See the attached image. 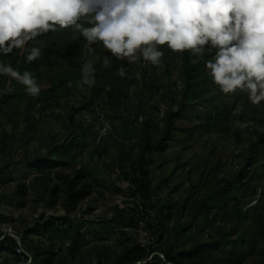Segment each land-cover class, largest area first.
<instances>
[{"label": "rangeland", "instance_id": "1", "mask_svg": "<svg viewBox=\"0 0 264 264\" xmlns=\"http://www.w3.org/2000/svg\"><path fill=\"white\" fill-rule=\"evenodd\" d=\"M32 46V63L0 55L41 86L33 98L0 76V240L25 255L2 247L0 264H116L136 244L156 251L134 264H264V101L222 93L204 67L211 53L162 45L161 65L128 64L102 43L89 54L71 27ZM89 59L95 84L81 90ZM140 165L149 199L131 187Z\"/></svg>", "mask_w": 264, "mask_h": 264}, {"label": "clouds", "instance_id": "2", "mask_svg": "<svg viewBox=\"0 0 264 264\" xmlns=\"http://www.w3.org/2000/svg\"><path fill=\"white\" fill-rule=\"evenodd\" d=\"M69 27L86 42L89 54L102 43L128 64L161 65L162 45L199 59L211 53L204 67L222 93L239 91L253 105L264 101V0H0V55L19 50L32 63L42 55L41 47H29L33 40ZM110 65L105 56L102 67ZM95 71L93 60H86L77 87L93 86ZM117 75L123 77L125 69ZM0 76L15 80L33 98L41 93L31 71L0 61Z\"/></svg>", "mask_w": 264, "mask_h": 264}, {"label": "trees", "instance_id": "3", "mask_svg": "<svg viewBox=\"0 0 264 264\" xmlns=\"http://www.w3.org/2000/svg\"><path fill=\"white\" fill-rule=\"evenodd\" d=\"M196 73V67L187 63L186 64V72L185 75L188 79L192 76L194 77ZM148 146V144L146 143ZM146 146V147H147ZM132 169L133 177L131 180V187L134 189V195L140 193L143 195L144 199H149V192H150V184L149 180L147 179L146 171L144 170L143 166L140 165L139 168ZM15 240L11 239L9 236L5 235L0 240V249L2 247H6L7 249H11L15 253ZM156 248L151 245H139L136 244L128 249L125 250L123 254H121L118 259L116 260V264H134L136 262L142 261L146 259L149 255L154 253ZM21 256H25L24 254H17ZM165 261L172 263V264H179L175 258L169 255H165Z\"/></svg>", "mask_w": 264, "mask_h": 264}, {"label": "built area", "instance_id": "4", "mask_svg": "<svg viewBox=\"0 0 264 264\" xmlns=\"http://www.w3.org/2000/svg\"><path fill=\"white\" fill-rule=\"evenodd\" d=\"M15 251L18 254H23L24 253V250H23V248H22V246L20 244H16Z\"/></svg>", "mask_w": 264, "mask_h": 264}]
</instances>
